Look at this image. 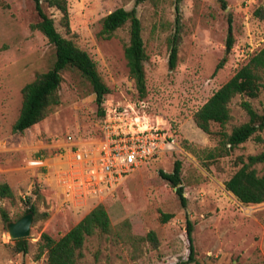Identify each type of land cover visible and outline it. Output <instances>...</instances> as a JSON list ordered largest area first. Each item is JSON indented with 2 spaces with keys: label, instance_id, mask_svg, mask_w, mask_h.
Here are the masks:
<instances>
[{
  "label": "rangeland",
  "instance_id": "1",
  "mask_svg": "<svg viewBox=\"0 0 264 264\" xmlns=\"http://www.w3.org/2000/svg\"><path fill=\"white\" fill-rule=\"evenodd\" d=\"M224 1L225 8L219 0H146L139 4L136 0H67L66 28L60 11L41 0L56 30L95 62L110 89L103 104L137 105L151 125L176 140L172 151L146 161L113 193L97 200L67 202L56 180L58 170L66 164L60 154L68 136L85 147L98 141L101 116L95 95L76 69L66 68L58 90L60 104L23 133L13 132L21 89L36 74L47 71L55 58L53 46L30 28L38 21L33 1L0 0V183L7 182L14 193L13 199H0V209L11 222L28 213L30 205L35 209L25 238L26 253L15 250L0 214V264H49L46 253L39 254L41 233L59 238L98 204L109 215L111 231L88 237L77 264L185 262L189 255L187 220L193 223L197 260L191 264H264V203L244 205L224 185L241 167L238 158L246 161L248 156L264 152V130L229 155L207 158L218 144L217 133L230 134L248 121L242 101L264 114V88L256 98L234 97L230 121L224 127L212 124L211 135L193 120L212 94L264 47V0ZM118 8L136 9L141 23L146 54L144 98H139L124 58L129 24L110 38L99 35L101 20ZM174 39L177 57L172 69L169 60ZM222 60V69L214 74ZM32 159L44 160L45 165L31 166ZM175 161L181 162L185 208L176 188L159 175L160 170L172 173ZM252 168L258 176L264 175V162ZM162 214L172 217L163 223ZM150 231L155 233L156 243L145 238Z\"/></svg>",
  "mask_w": 264,
  "mask_h": 264
},
{
  "label": "trees",
  "instance_id": "2",
  "mask_svg": "<svg viewBox=\"0 0 264 264\" xmlns=\"http://www.w3.org/2000/svg\"><path fill=\"white\" fill-rule=\"evenodd\" d=\"M38 21L30 25L32 30L39 31L54 49V62L45 72L35 75L34 79L25 84L21 89V107L12 131L23 133L26 129L42 121L54 107L60 104L58 90L62 81L61 72L66 68L76 69L92 87L95 102L102 117L104 112L102 104L104 97L110 93L109 87L102 81L95 62L84 50L80 49L71 39L63 37L55 28L53 19L42 9L41 0H32ZM49 7H54L62 14V21L68 28L69 12L67 0H45ZM146 0H136V4ZM180 0H177V2ZM225 8L224 0H219ZM129 24V43L124 48V58L128 68V75L134 81L139 98L147 94L146 79L143 63L146 59L145 47L141 36V23L136 14V9L125 10L118 8L106 15L101 20L99 35L110 38L113 33ZM228 30L232 31V21L228 18ZM175 39L172 41L170 54V68H174L177 57ZM232 37H228V45L231 46ZM224 60L220 61L215 73L222 69ZM261 88H264V47L253 55L249 61L239 68L237 72L225 84L217 89L212 96L194 113L193 120L196 126L204 133L211 135V125L217 124L224 127L231 119L230 103L237 95L249 98L258 97ZM242 109L248 115V121L234 127L230 134L217 133L219 138L217 146L208 153V159H215L229 155L240 144L246 142L255 133L264 130V114H258L248 101L241 102ZM264 162V152L258 155L238 158L241 167L224 183L226 190L244 205L264 203V175L258 176L252 168L257 163ZM162 179L168 181L176 188L182 207L187 206L181 186V162L175 161L172 173L159 171ZM13 199L14 193L7 182L0 183V199ZM27 212L35 213L33 205ZM4 222L9 218L4 210L0 209ZM172 217L171 214H162L161 221L166 223ZM111 231V221L103 204L93 207L82 219H80L65 234L54 239L47 233H41L39 242V254L47 255L49 264H77L81 257V249L88 237L99 234H108ZM193 223L186 222V234L189 242V255L185 262L176 264L197 263L195 248L193 245ZM146 239L156 243V235L153 231L147 233ZM15 241V250L27 252L25 238Z\"/></svg>",
  "mask_w": 264,
  "mask_h": 264
},
{
  "label": "built area",
  "instance_id": "3",
  "mask_svg": "<svg viewBox=\"0 0 264 264\" xmlns=\"http://www.w3.org/2000/svg\"><path fill=\"white\" fill-rule=\"evenodd\" d=\"M102 109L96 143L85 147L66 138L67 146L60 154L66 164L58 170L56 180L67 202L105 197L146 161L175 148L174 136L151 125L137 105L102 104ZM29 164L45 165L41 159Z\"/></svg>",
  "mask_w": 264,
  "mask_h": 264
},
{
  "label": "water",
  "instance_id": "4",
  "mask_svg": "<svg viewBox=\"0 0 264 264\" xmlns=\"http://www.w3.org/2000/svg\"><path fill=\"white\" fill-rule=\"evenodd\" d=\"M34 213L28 212L15 222H7V233L12 240L26 238L30 234Z\"/></svg>",
  "mask_w": 264,
  "mask_h": 264
}]
</instances>
